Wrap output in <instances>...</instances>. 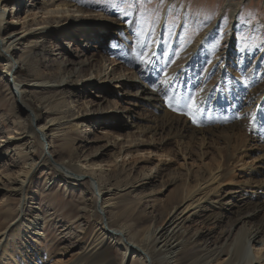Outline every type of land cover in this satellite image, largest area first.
I'll use <instances>...</instances> for the list:
<instances>
[{
    "label": "bare ground",
    "instance_id": "bare-ground-1",
    "mask_svg": "<svg viewBox=\"0 0 264 264\" xmlns=\"http://www.w3.org/2000/svg\"><path fill=\"white\" fill-rule=\"evenodd\" d=\"M22 1L24 0H0V65L4 68L8 95L16 103L17 109L25 112L29 118L33 117L35 109L23 101L26 91L28 89L29 91H50L52 95L49 97L51 104H44L45 106L43 103L46 98L39 99L43 101L40 103L45 115L42 120L40 117L34 118L30 125L25 127L24 121L18 119L17 123L19 126L22 124L24 132L4 141L5 146L8 147L5 155L8 152L9 154L13 152L14 155L23 153L31 162L26 163L13 178L5 179V184L0 177V192H4V197L19 198L17 214L11 220H9V214L11 215L12 212L11 204L4 198L6 210L4 208L1 214L7 218V221L3 226L4 229L0 231V264H49L48 255L43 259L39 258V252H35L38 261L34 263V259L28 255L26 246L24 253L16 246V238L22 239L23 232L28 228L25 209H23V204L25 205L23 196L27 184L32 182L34 173L41 166L62 175L67 183L64 190L69 188L68 185L85 184L82 181L86 180L88 191L91 193L87 196L82 195L81 199L86 202V205L78 208L79 214H89L92 218L86 228L79 226L81 232L76 239L78 243L83 242L82 248L76 250L69 260L57 259L52 264H116L113 259L114 248L122 252L120 264H128L131 260H135L137 264H264V184L245 187L243 181L242 184L236 183L237 187H229V183H225L233 179L229 176L227 167L231 159L241 157L240 149L242 146L245 147V137H247L245 130L256 132L264 129V109H257L252 113L241 110L233 114L228 125L223 128L217 126L196 129L187 116L186 118L173 117L169 107L173 98L167 93L166 98L163 96L164 89L170 87L172 83L171 78H168L171 77L168 76L169 69L172 67L173 60L178 58L172 51L174 49L166 52L168 46L163 48L162 41H159L158 48L148 55L149 53L145 52L146 39L144 41L139 33L118 32L119 53L108 62L102 55L99 56L98 52L106 39L108 27H110L108 24L112 22L110 14L93 10L82 4L83 1L79 3L74 0H32L31 3L24 4L21 3ZM165 17L163 16V22L166 21ZM87 24L91 27L85 28ZM217 28L219 27L213 23L211 29ZM162 29L163 32L164 28ZM182 30L184 29H179V35H182ZM54 37L58 39V43L61 42L60 40L64 43L62 42L55 50H50L47 43L49 38ZM75 37L76 41L78 39L80 43H83L80 49L72 43ZM13 46L16 47L13 48ZM205 47L206 44L204 49ZM92 50L97 51L92 52ZM45 55L49 57L61 55L62 61L56 60L57 57L52 58L47 65L56 70L53 74L44 73L47 76L43 78L38 65L41 56L45 64ZM145 59L148 60L145 61ZM198 59H191L193 63L184 69L187 73L184 77L187 84L183 89L186 97L192 92V89H187V85L189 83L196 85L198 81L197 71L203 65V62H199L201 57ZM143 61L145 63L152 61L148 66L150 70L148 67L139 65ZM21 67H24L27 73L32 75L35 73L42 78L35 79L33 82H15L16 70ZM108 68H110L109 72H107ZM191 69L194 71L190 73ZM261 71L264 72L263 66H256L249 82H246L243 76H238L242 82L240 84L256 86L261 77ZM129 74L132 77H129ZM137 74L139 81L134 82L137 80ZM164 74H167V78L163 79ZM139 77L142 78L139 79ZM1 78L5 79L3 75ZM149 80L150 84H148ZM94 83L98 86H92ZM109 84H116L122 89L120 95L115 96L112 106L107 101ZM101 85L107 88L103 90ZM83 86L98 91L99 95L95 96L97 103L92 111L74 115L72 108L69 107L71 101L65 104L62 100L70 98L68 94L73 90L72 95L78 96L79 93L75 91ZM204 90L207 93L208 88L204 87ZM59 96L61 97L56 99ZM126 97L132 102L130 105L136 109L139 105L135 101L139 98L143 100L142 104L145 106L142 112L134 115L130 123L124 115L126 108L123 101ZM60 100L64 104L63 108L66 109L61 108L57 111L52 103ZM74 107L78 108V112H83L86 104H75ZM152 108L156 112L151 113V116L145 115V112L154 111ZM223 108L225 109L222 110V115L229 112L226 106ZM255 112L258 113L255 114ZM97 113L108 114V116L97 118ZM211 115L219 118L216 113ZM109 117L111 122H119L113 127L114 129L121 128L129 131L126 135L127 140L119 141L120 135H109L108 132L102 133L100 138L96 137L92 130L97 126L96 131H100ZM252 117L255 119L252 120ZM137 119L147 123L137 128H147L146 132L152 138L161 137L158 145L150 143L151 146L165 151L164 154L158 155L159 158H166L170 152L175 157L180 151L182 160L185 161L187 156L193 158L194 155L200 162V167L196 170L189 165L185 168L183 164L186 170L179 176L174 175L177 173L168 171L167 176L170 178V181L166 182L168 185L159 182L158 187L174 188L175 193L171 194L159 209L152 205L151 216H146L144 209H139L138 200L135 202L127 200L131 193H135L138 198H148L153 188H143L145 184L143 182L148 183L159 179L161 168L154 172L153 168H148L145 173L141 172L138 174L139 177L136 176L135 179L130 180L129 176L123 175L124 162L120 164L121 166L117 163L119 158L131 155L132 143L138 146L148 144L138 137L132 138L131 143L125 146L131 137V131L136 127ZM261 126L263 128H260ZM77 130L84 133L82 137L84 139L72 137ZM52 132L55 134L53 139L60 143V150L67 153L66 160L56 161L55 159L54 161L55 154L50 151V143L44 144L45 140L51 139L48 133ZM92 132L93 137H89ZM43 135H46L44 140L38 141L39 160L34 161L29 157L34 149L31 146L24 153L26 144L23 141ZM174 139L175 143L171 148L170 145H173ZM101 140L104 141L101 146L91 154H86L90 143L94 144ZM218 140L222 143H218ZM175 145L182 147V151ZM211 148H214L212 153L206 151ZM195 149L197 151H194ZM257 149L259 158L261 157L264 162V144L260 143ZM207 157L211 162L202 163V159L204 161ZM105 166L108 167L106 170L103 169ZM253 172L256 175L258 171ZM161 179L164 181L163 178ZM51 183V180L46 181L47 189L45 188L44 191L50 190ZM223 188L226 189L221 191ZM249 189L255 191L251 192ZM121 195L124 196V201L117 204L118 202L115 201L116 199L118 201ZM45 218L34 220L36 224L32 223L33 236L45 239V235L39 233L42 229L41 225L44 226ZM69 221L70 218L67 219V224ZM69 224L72 225V223ZM72 246H76L74 242ZM65 249V252L70 250V248Z\"/></svg>",
    "mask_w": 264,
    "mask_h": 264
},
{
    "label": "rangeland",
    "instance_id": "rangeland-1",
    "mask_svg": "<svg viewBox=\"0 0 264 264\" xmlns=\"http://www.w3.org/2000/svg\"><path fill=\"white\" fill-rule=\"evenodd\" d=\"M31 1L32 0H24L21 3H31ZM74 1H78L79 3H82L83 1L82 4L86 5L87 7L93 10L95 9L100 13H104L107 15L110 14L112 16V22L108 24L110 25V27H108L106 39L102 42L101 50H99L98 52V55H102L103 59L108 62L110 61V58L114 59L116 54L119 53L120 35L119 37H117L118 32L139 33L144 38V41L146 39L145 52H148V55H151L153 50H156L158 48L159 41H162L161 43L163 44V48H167L168 46L166 52H171V50L174 49L172 51L175 52V55L176 57L178 56V58L173 60L172 67L171 69H169L170 72L168 76L171 77L168 78H171L172 83L170 87L164 89L165 92L163 94L165 98L166 93L173 98L172 107L177 109V111H173L171 108V112L169 111L171 115H174L173 117L186 118L187 116V118H190L188 115L181 113H187L189 111L188 105L192 103L193 99L196 101L197 109L194 113L196 120V122L194 123V127L196 129H207L217 126L223 128L228 125L230 117L241 110H246L247 113H252L257 109H264V72H260L261 77L256 83V86L253 87L249 84V86L241 85L240 83L242 82H240V79L238 77L241 75L244 77L246 82H249V80L252 79L254 68L256 66L262 65L264 68V0ZM165 15H167V17H165ZM163 16L166 19L165 22H163ZM213 23L219 28L212 30L211 28ZM87 26L90 25H85V28ZM162 27L164 28L163 32ZM236 27H238V29H235ZM180 28L184 29L182 30V35L178 34ZM49 39L50 40L48 41L47 45L50 50H55L56 47L60 46L63 42L62 40H60L61 42L58 43V39H56V37ZM65 43L67 42L65 41ZM72 43L79 49L80 46H83V43H80L78 39L76 41V37L73 39ZM204 44H206L205 49ZM147 46L149 48H147ZM14 47L16 46H13V48ZM202 50L205 51H203V55ZM93 51L97 50H92V52ZM55 53H57V51ZM58 56L49 57L45 55V64L44 60L42 59L43 56H41L38 67L39 72L41 73V75H43V78L47 76L44 75V73L53 74V72H55L56 69L53 67H48L47 64H49L48 62L51 61L52 58L56 59V57V60H58L59 62L62 61L61 55ZM198 56L201 57V60L199 62H203V65H201V68H199L197 71V75L199 77L196 85H190L191 83L187 85V89H192V92L186 97L183 89L187 84V80L186 78H184L187 73L186 70L184 71V69H186L189 64L193 63L191 59L199 60ZM147 60L148 59H145V61ZM145 61H143L142 63L140 62L139 65H141V67L144 66L145 68L151 65L152 61L150 63L149 61L145 63ZM149 68L150 67H148V69ZM3 71L4 68L0 65V177L5 184V179L13 178L18 172L22 170V167H24L26 163H30L31 160H27V157H25L23 153L14 155L13 152L10 154L8 152V154L5 155L7 151L6 149L8 147L5 146L4 141L8 138H11L12 136H18L19 134L24 132V129L21 126L22 124L19 126L17 123L18 119L24 121L23 126L25 127H28L34 120V118L40 117L42 120L45 115L43 113L42 105L40 104L43 101H39V99L45 97L46 99L44 100L43 106L49 104L51 102L49 101V97L52 95V92L40 90L29 91V89L28 91H26L27 93L23 95V101L29 107H33L35 109V111L33 112V117L29 118L27 117V115H25V112L19 111L17 109L16 103L10 97V95H8L7 84L5 82L6 78L4 77ZM109 71L110 68H108L107 72ZM193 71L194 70L192 69L189 70L190 73ZM29 74L30 73H27V70H25L24 67H21V69L19 68L16 70L14 81L33 82V80L35 79L42 78L35 73H33V75ZM131 74H129L128 76H132ZM1 75H3V78L5 79H2ZM164 77L167 78V74H164L163 79ZM140 78L142 77H139V79ZM150 83L151 82L149 80L148 84ZM92 86L98 85L94 83L92 84ZM101 86V89L103 90L107 88L105 85ZM204 87L208 88L207 93L206 90L203 91ZM108 88L107 101H109L112 106V104L115 102V96L121 93L122 89L118 88L116 84H109ZM73 89L75 88L73 87ZM77 89L78 90L75 92L79 93L78 96L72 95V93L74 92L73 90L68 94L70 98H65V100L63 99L62 101L65 104L71 101L69 107L72 108L74 115H77V113L86 114L87 112L92 111L95 108V104L97 103V98L95 96L99 95L98 91L86 86L78 87ZM252 91L254 93L251 95ZM246 96H248L247 99H245ZM60 97L61 96L56 97V99H59ZM62 101H55L52 103V106L55 107L57 111L61 110V108L65 110L66 108H63L64 104L61 103ZM82 103L86 104L85 111L78 112V105L77 107L74 106L75 104ZM135 103L139 105L138 109L130 105L132 104V102H130L127 97L125 98V101H123L124 107L126 108V110L124 111V115L129 123L137 112L140 113V111L142 112V108H145V106H143L144 104H142L143 100L141 98L135 101ZM225 106L227 110H229L230 107H233L229 110V112L222 115V110L225 109L223 108ZM152 110H154V108H152ZM153 112L155 113L156 110L152 112H145V115L150 114L149 116H151V113ZM211 113H216L217 115H219V118H214ZM257 113L258 112H255V114ZM96 115L97 118L108 116V114L104 113L103 115L101 113H97ZM88 120L89 119H87V121ZM110 120L111 117H109V120H107L106 122L103 121L105 125L101 127L100 131H96L97 126L94 127L95 130L93 129L92 131L96 134V137L100 138L102 136V133L108 132L109 135H120L119 141H123V139L127 140L126 135L129 131L121 128L114 129L113 127L116 124H119V122H111ZM189 120L191 123H193V120L191 118ZM144 125H147L144 120H136V127L131 131V137L129 138V141L125 144V146L131 143L130 141L132 140V138L136 139L138 137V139H143V141L148 142V144L138 146L132 143L131 145L133 146V149H131V155L119 158L117 160V163L118 165H122L124 162L122 168L124 167L123 170L125 173L123 175L129 176L130 180L135 179L136 176L139 177L138 174L141 172L145 173L148 168H153V172L158 168H161L159 179L157 178L153 182H151V180L148 183L143 182L145 183L143 188H153V190L155 189L154 191L151 190V194L148 198H138L136 197L135 193H131L127 200L128 202H135L138 200L140 202L139 209H144L145 215L151 216L153 214V208H151L152 205L156 206L154 208L159 209L160 205H162L171 194L173 195V193H175L174 188L158 187L159 182H163L165 185H168L166 183L170 181V178H168L167 176V174L169 173L168 171L177 173L174 175L179 176L186 170L182 166L183 164L185 165V168L189 165L192 169L196 170L198 167H200V162L195 159L196 157L194 155L193 158L187 156L185 161L182 160L183 156L181 155L180 151L177 152L175 157H173L172 152H170L168 154L169 156H167L166 158H159L158 155L164 154L165 151L155 148V146H151V144L153 143L154 145H156L157 143H159L158 140L161 137L155 136L152 138L151 135L146 132L147 128H137V126ZM263 126H261L260 128H263ZM245 131L248 138L245 137V147L242 146V148L240 149L241 157L238 156L240 157L239 159H237V157L231 159L229 162V167H227L229 168V176L233 178L232 181L227 180V182H225L229 183V187H237L238 185H236V183L242 184L244 182L245 187L251 185L260 186L264 184V162H262L263 159L261 157L259 158L257 149L260 143L264 144V129L256 132H253V130ZM93 132L89 137H93ZM48 135L51 136V139H49L48 141L45 140L44 144L46 145L47 143H50V151L55 154V158L53 157V160H66L67 153H64L62 150H60V143L53 139L55 134L52 132L48 133ZM140 135H143V137H140ZM44 136L46 135H43L42 137L39 136L38 138L30 140L25 139L23 141L26 144L23 150L24 153L27 152L29 150L28 148L31 146L34 149V152H32L33 154L31 153V155L29 156L34 161L39 160L40 145L38 141H40L41 139L44 140ZM83 136L84 133H81L80 130H77L76 133L72 135L73 138L78 139H84L82 138ZM183 141L186 142L187 140ZM102 142L104 141L101 140V142H97L94 144L90 143V145H88L87 147L89 149L86 151V154H91L92 152H94L99 146L102 145ZM174 143L175 139L172 143L173 145H170L171 148L174 146ZM218 143L221 144L222 141L218 140ZM178 148L182 151V147ZM213 150L214 148L206 149L207 152L210 151L211 153L213 152ZM194 151H197V149H195ZM2 153L4 155H2ZM107 159H109V157ZM192 160L194 162H191ZM205 162H211L209 161V157H207L204 161L202 159V163ZM107 168L108 167L106 166L103 167V169L105 170ZM254 170L258 171L256 175L253 174ZM129 171H131L130 174ZM161 178H163L164 181H162ZM49 180L52 181L50 190L44 191L45 188L47 189L46 181ZM82 182H84L85 184H80L79 186L68 185L69 188L67 190H64V187L67 186V183L62 175L55 173L54 170L50 171V169L48 170V168H42L41 166L34 173L32 182L27 184L26 192L23 196V203L25 201V205L23 204V209H25V218L27 220L28 228L23 232L22 239L18 237V239L16 238V246L17 249L23 253L25 251L24 247L26 246L28 255H30L29 257L34 259V263L38 261L37 256H35V252H39V258L42 257L43 259L48 255L47 259L49 261V264H52L56 262L57 259H62L63 261L69 260L73 256V254L76 253V250L82 248L83 242L81 241L78 243V239H76V236H78L81 232L79 226H84V228H86L88 223H91L92 221V218L89 214L81 215L78 213V208H81L82 205H86V202L81 199L82 195H91L90 191H88L86 180H83ZM225 189L226 188H223L221 189V191H224ZM249 190L251 192L255 191L254 189ZM3 194L4 192L1 191L0 223L2 224H0V231L4 229L3 226L7 221V218L3 217L1 214L2 212H4V205L6 204L5 199L10 201L9 203L11 204L12 208L11 215L9 214V220H11V218H15L17 214V208L19 206V198H5ZM119 198L118 201L117 199L115 201L116 203L118 202L117 204H120L121 201H124V196L121 195ZM53 212L54 214H52ZM43 217H46L44 220L45 223L43 227L41 225L42 229L41 231H39V233H43L45 235V239L40 236H33L34 232L32 231V228L34 227L33 224H36L34 220ZM68 218H70L69 223H72V225L69 223L67 224ZM71 220H73L74 222H72ZM72 242H74V245H76L75 247L72 246ZM65 248H70V250H67L65 252ZM121 255V250L119 251L117 248H114L113 259L116 264H120ZM128 264L137 263L135 260H131Z\"/></svg>",
    "mask_w": 264,
    "mask_h": 264
},
{
    "label": "snow or ice",
    "instance_id": "snow-or-ice-1",
    "mask_svg": "<svg viewBox=\"0 0 264 264\" xmlns=\"http://www.w3.org/2000/svg\"><path fill=\"white\" fill-rule=\"evenodd\" d=\"M169 107L172 108L173 111H177L176 108L172 107V104H171V103H169ZM188 107H189V111H188L187 113H181V114H186V115H188V116L193 120V123H195L196 120H195L194 113H195V111L197 110V109H196V101L193 99V100H192V103H191L190 105H188ZM251 119L254 120L255 117H252Z\"/></svg>",
    "mask_w": 264,
    "mask_h": 264
}]
</instances>
